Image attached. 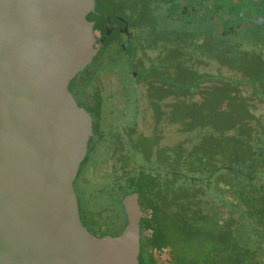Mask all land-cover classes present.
<instances>
[{"label": "trees", "instance_id": "obj_1", "mask_svg": "<svg viewBox=\"0 0 264 264\" xmlns=\"http://www.w3.org/2000/svg\"><path fill=\"white\" fill-rule=\"evenodd\" d=\"M257 3L103 0L97 7V18L126 20L133 38L123 48L95 29L100 49L69 84L93 132L74 190L81 222L96 236L121 233V201L137 194L139 264H264V107L257 114L254 106H264V7ZM115 69L122 82L115 94L89 88ZM147 120L148 134L139 129ZM172 126L180 138L165 142ZM99 158L107 180L94 196L80 173ZM98 199L118 229L94 216Z\"/></svg>", "mask_w": 264, "mask_h": 264}, {"label": "water", "instance_id": "obj_2", "mask_svg": "<svg viewBox=\"0 0 264 264\" xmlns=\"http://www.w3.org/2000/svg\"><path fill=\"white\" fill-rule=\"evenodd\" d=\"M94 16L95 0H0V264H139L137 194L96 236L74 190L93 132L69 84L100 49Z\"/></svg>", "mask_w": 264, "mask_h": 264}, {"label": "rangeland", "instance_id": "obj_3", "mask_svg": "<svg viewBox=\"0 0 264 264\" xmlns=\"http://www.w3.org/2000/svg\"><path fill=\"white\" fill-rule=\"evenodd\" d=\"M125 56L122 57V64L125 66H127V62H126V58ZM203 69L208 71V66L204 67ZM213 71H216L215 69H213ZM223 74L225 75H229L226 71H223ZM121 78H120V72L115 69L114 72H100V74L98 75V79L94 80L92 82V84L89 86V88H91V90L93 89V87L97 86L100 90L101 93L103 94V96L108 97L112 94H115L118 90H120L121 88ZM241 90L243 91L242 93H244V91L246 90L245 88H241ZM121 102H117V104H120ZM254 106L256 108L255 113H260L263 109V105L260 103H257L256 101L254 102ZM119 108V107H117ZM139 129L142 130L143 132H145L146 134L151 132V124L149 122V120H147L146 122H141L139 125ZM180 138L179 133L177 132V126H172L170 127L168 132H165V142H174L176 140H178ZM103 158H99L98 162L96 164H94L91 170L90 166H87L85 168H83V170H81V175L83 176V178H89V180H91V193L96 196L97 194H99V190L102 188V186L105 184L106 182V178L104 177L103 174L105 172H107V164H105V162H102ZM91 170V172H90ZM95 199V197H94ZM94 201V200H93ZM104 202L103 200H97V204L94 202L93 203V207H92V211L95 217H97L98 220H103V226H107L110 227L112 229H118L120 222H118V220H113V219H109L108 215L106 213H104L103 211V205ZM105 205V204H104Z\"/></svg>", "mask_w": 264, "mask_h": 264}, {"label": "flooded vegetation", "instance_id": "obj_4", "mask_svg": "<svg viewBox=\"0 0 264 264\" xmlns=\"http://www.w3.org/2000/svg\"><path fill=\"white\" fill-rule=\"evenodd\" d=\"M102 1L103 0H95L96 17L94 16L93 19L94 30L96 29L95 32H97V30L101 28L102 30L104 29L105 32L109 31L108 36L110 37L111 42L114 45L120 44L124 48L126 45L130 43L131 39L133 38L132 28L130 27V24L126 20L120 18H114L113 16L106 18H103L102 16L100 18H97L98 16L97 7L101 5ZM256 1H258L257 4H262V7H264V0H256ZM258 21L260 23H264V13L262 14V16H259Z\"/></svg>", "mask_w": 264, "mask_h": 264}]
</instances>
